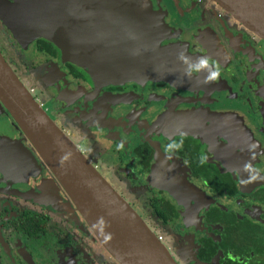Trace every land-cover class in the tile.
I'll use <instances>...</instances> for the list:
<instances>
[{"label": "flooded vegetation", "instance_id": "obj_1", "mask_svg": "<svg viewBox=\"0 0 264 264\" xmlns=\"http://www.w3.org/2000/svg\"><path fill=\"white\" fill-rule=\"evenodd\" d=\"M150 1L171 29L162 43L192 58L190 81L97 83L1 20L0 52L25 85L42 68L50 97L37 101L177 264H264V40L212 0ZM3 113L17 130L0 136L15 145L0 146V264H120L0 101ZM16 149L39 175L18 178Z\"/></svg>", "mask_w": 264, "mask_h": 264}, {"label": "water", "instance_id": "obj_2", "mask_svg": "<svg viewBox=\"0 0 264 264\" xmlns=\"http://www.w3.org/2000/svg\"><path fill=\"white\" fill-rule=\"evenodd\" d=\"M212 1L264 40V0ZM0 20L22 46L38 38L52 42L63 59L80 66L97 83L163 80L178 85L196 73L181 44L162 43L171 29L150 0H0ZM0 101L120 264H177L137 212L51 119L1 52ZM0 146L15 147L2 142ZM15 154L20 160L18 178L39 175V162L32 153L16 149Z\"/></svg>", "mask_w": 264, "mask_h": 264}, {"label": "rangeland", "instance_id": "obj_3", "mask_svg": "<svg viewBox=\"0 0 264 264\" xmlns=\"http://www.w3.org/2000/svg\"><path fill=\"white\" fill-rule=\"evenodd\" d=\"M41 71H42V68L41 69L31 68L29 71L25 72L24 75L23 74L20 75L23 81H27L26 86L28 88L30 87L34 88L33 95L40 102L42 101V97L44 100H48L50 97L49 92L45 88V79H44V76H41ZM0 115L3 116L0 118V136L2 135V133H6L9 136H13L17 129H13L12 126L7 123L8 119L6 118V114L4 115L3 113ZM51 118L54 119L53 116ZM6 124L9 125V128L5 127ZM113 186L117 187V184L115 185L113 183Z\"/></svg>", "mask_w": 264, "mask_h": 264}, {"label": "built area", "instance_id": "obj_4", "mask_svg": "<svg viewBox=\"0 0 264 264\" xmlns=\"http://www.w3.org/2000/svg\"><path fill=\"white\" fill-rule=\"evenodd\" d=\"M158 240L160 241V240H161V238H160V237H158Z\"/></svg>", "mask_w": 264, "mask_h": 264}]
</instances>
